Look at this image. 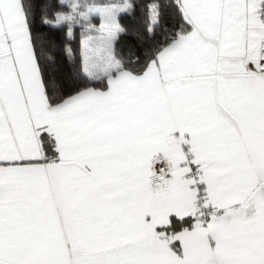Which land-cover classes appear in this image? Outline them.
Listing matches in <instances>:
<instances>
[{
  "label": "snow or ice",
  "instance_id": "1",
  "mask_svg": "<svg viewBox=\"0 0 264 264\" xmlns=\"http://www.w3.org/2000/svg\"><path fill=\"white\" fill-rule=\"evenodd\" d=\"M0 264H264V0H0Z\"/></svg>",
  "mask_w": 264,
  "mask_h": 264
}]
</instances>
